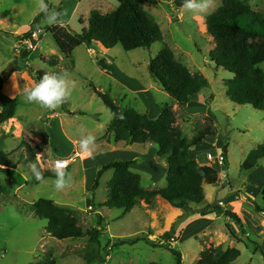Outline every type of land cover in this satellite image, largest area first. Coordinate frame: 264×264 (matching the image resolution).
Wrapping results in <instances>:
<instances>
[{"label":"rangeland","instance_id":"374dc122","mask_svg":"<svg viewBox=\"0 0 264 264\" xmlns=\"http://www.w3.org/2000/svg\"><path fill=\"white\" fill-rule=\"evenodd\" d=\"M60 1L46 0L49 11L33 29L34 32L41 31L38 40H33L37 42V47L30 41L25 48L29 52L26 62L30 69V80L37 83L31 72L64 74L68 80V99L56 109H45L26 100L27 91L35 83L20 78L19 73L23 71L25 62L15 59L19 55V44L10 35H22L29 30L32 20L42 11L40 0H0V72L5 76L13 71L17 73V94L12 98L17 103L13 118L15 126L10 122L0 125L1 135L8 136L3 146L7 150H16L21 143H25L38 159L33 163L26 155V168L32 175L28 182L23 177L24 162L20 163L13 175L7 176L0 170V186L9 192L0 197V264H36L49 255L55 259V264H85L81 257L87 238L58 241L46 234L45 220L33 217L30 203L41 199L70 208L83 231L97 228L99 217L102 218L99 227L100 255L108 256L104 263L94 264H175L169 249L181 253L183 264H196L201 251L219 245L224 249L234 247L240 251L239 258L233 264H264L261 253L253 251L257 244L264 255V215L255 213L247 201L250 198L262 204L259 192L264 185V158L258 161L255 168L249 171L243 169L248 153L263 143L264 112L250 105L238 106L229 101L225 95L224 82L232 76L216 68L208 58L214 43L206 33L205 18L220 6L221 1L206 0L207 8L200 11L185 9L184 0H137L159 26L162 42L153 44L148 50L129 52L119 45L111 50H104L99 45H83L76 48L70 58L62 56L49 33L53 24L48 22V17L54 16L57 9L61 8L59 18L64 26L79 33L82 27H87L89 10H99L106 14L117 8L118 3L115 0H88L81 4L77 13H73L68 3L60 4ZM242 2L264 17V0ZM78 19L82 21L81 26ZM163 45L170 48L175 59L191 74L202 75L208 82L207 88L190 98V104L179 107L151 78L150 62ZM99 59H104L112 67V72L107 73L101 69L97 64ZM50 61H56L57 65L51 67ZM259 68L264 71V64ZM95 90L108 96L119 108L134 109L146 113L150 118L157 116V107L170 106L176 113V126L187 138L205 123L202 117L212 120L216 136L206 139L203 144L190 150L189 154L200 165L216 169L219 180L213 186H203L205 201L199 205H189L193 214L183 219V210L172 208L160 198L152 201L148 212L144 208L146 204L139 202L124 216H121L119 210L101 207L107 198L106 184L113 175L112 171L103 173L97 188L91 189L97 170L108 159L104 156L90 158L83 166L79 157V154L83 156L86 153L81 148V141L88 136L94 137L89 150L91 155L100 156V150L104 152L103 144L107 143L105 135L112 114L97 97ZM11 91L15 92V89ZM200 94L212 96L213 99H206L203 104L201 99L197 100ZM184 107L190 108L192 112L196 108L197 112L187 114ZM54 115L61 119L68 138L79 145L78 150L66 152L69 146L65 137H61L57 122L51 123ZM48 118L50 123L46 120ZM48 129L50 140L47 145H41L37 139L33 143L31 136H24L32 131L48 133ZM117 146L126 154L131 153L126 157L138 160V165L131 169L142 177L144 190L165 187V164L158 158L155 146L146 144L130 148L117 144L114 148ZM62 152H65V156ZM2 153L0 149V157ZM220 154L226 156V165L219 166L216 160L209 162L206 158L208 155L217 158ZM56 159L70 161V166L64 170L67 186L62 190L55 188L57 171L53 169V161ZM33 165L41 173L39 180L33 173ZM44 175L48 177L42 178ZM225 210L248 221L243 225L245 236H241L240 227L236 223L223 215ZM207 212L211 214L202 216ZM226 225L230 231L233 230L232 233L239 241L227 235ZM170 230L174 231L170 237L174 236L176 241L169 243L166 242L169 238L160 239L161 232ZM149 232L154 236L153 241L163 243L161 245L164 247L152 248L143 242L133 246L114 245L119 239L144 237Z\"/></svg>","mask_w":264,"mask_h":264},{"label":"trees","instance_id":"16d2710c","mask_svg":"<svg viewBox=\"0 0 264 264\" xmlns=\"http://www.w3.org/2000/svg\"><path fill=\"white\" fill-rule=\"evenodd\" d=\"M65 1L61 0L60 4ZM115 1L118 3L117 8L106 14L99 10H90L87 27H82L79 33H74L68 26H64L59 18L61 8L57 9L55 14L57 23L50 27L49 33L64 58H70L72 52L83 45H99L104 50H111L119 45L124 51L129 52L136 49L148 50L153 44L162 42L159 26L137 0ZM220 1V6L205 18L206 33L214 43L208 58L216 68H221L232 76L224 82L225 95L229 101L238 106L250 105L255 110L264 112V71L259 68L261 64H264V17L252 11L242 0ZM44 3L49 11L46 0ZM45 13L44 11L39 12L31 22L29 30L16 38L21 48L16 60L25 62L22 67L25 71L30 70L26 62L29 52L25 50L23 42L30 37L39 19ZM78 24L82 25L81 19H78ZM49 64L55 67L57 62L50 61ZM97 64L107 73L112 72V67L105 63L104 59L97 60ZM149 68L151 78L179 107L189 103L191 97L208 87V82L202 75L191 74L175 59L173 52L165 45L151 60ZM31 74L36 82L44 76L40 72H31ZM3 83L0 75V125L11 122L17 109L16 100L1 93ZM95 94L112 114V120L105 135L106 142L109 144L124 143L127 146L145 144L155 146L158 158L164 161L166 170L165 187L145 191L142 187V177L131 169L138 165V160L106 163L97 170V177L91 189L97 188L98 180L103 173L112 171L113 175L106 184L107 198L101 207L119 210L121 216H124L139 202L150 206L155 198H160L178 210H183L189 205L202 204L205 201L203 186L217 184L218 173L210 166H201L197 161L190 160L189 152L203 144L206 139L216 136L212 120L206 116L202 117L205 123L198 127L190 138H187L176 126V113L168 105L157 107L159 115L156 118H150L146 113H139L134 109L119 108L108 96L96 90ZM183 115L188 116L185 113ZM32 135L40 141L41 145H47L49 142L46 133L34 132ZM28 153L30 158H34L35 154L30 147H28ZM262 158H264V140L262 144L248 153L243 163L244 171L255 168ZM224 161L226 165L225 155ZM1 170L7 176L11 175L7 169ZM8 194V190L0 186V197ZM259 194L261 205L249 198L247 201L251 203L255 213L264 215V185ZM30 210L34 218L47 222L45 231L51 238L58 241L87 238L88 242L81 257L85 264L105 262L108 255L104 257L100 255L101 217H99L97 228L83 231L78 226L74 212L68 207L41 199L31 204ZM208 214L211 212L202 216ZM223 215L229 221L236 223L240 227L241 236H245L243 225L248 221L229 210H225ZM226 229L228 236L239 241L228 225ZM173 232L170 230L163 233L160 239L171 238ZM148 236L119 239L114 245L133 246L138 242H143L152 248L164 247L149 239ZM172 238L176 241L174 236ZM255 246L253 251H259L264 257L258 245L255 244ZM169 250L175 258V264H183L181 253L174 249ZM239 256L238 249L234 247L224 249L219 245L201 251L196 264H233ZM36 264H55V259L49 255L48 258Z\"/></svg>","mask_w":264,"mask_h":264},{"label":"crops","instance_id":"0c3cea01","mask_svg":"<svg viewBox=\"0 0 264 264\" xmlns=\"http://www.w3.org/2000/svg\"><path fill=\"white\" fill-rule=\"evenodd\" d=\"M84 1H88V0H66L65 1V3H68L71 7H72V12L74 13H77V11L80 9V6H81V4L84 2ZM82 7H83V5H82ZM88 8L90 7V6H87ZM88 12H90V10L88 11ZM72 18V17H71ZM71 18H69V19H71ZM73 18H75V17H73ZM33 21V20H32ZM68 22V21H67ZM70 24H71V22H70ZM81 31V30H80ZM26 33V32H25ZM24 34V33H23ZM12 37H15V38H17L18 36H20L21 34H17V33H14V34H10ZM18 41V40H17ZM32 41V40H31ZM32 43L37 47V42L35 43L34 41H32ZM18 44H19V51L21 50V48H20V42L18 41ZM23 45L25 46V47H28V45L26 44L25 45V43L23 42ZM33 45V46H34ZM17 51V50H16ZM19 51H18V53H19ZM17 52H16V54H18ZM17 56V55H16ZM18 57V56H17ZM16 59V58H15ZM23 70V69H22ZM18 71L20 72V70L18 69ZM5 72V71H4ZM17 73L15 72V71H13V73H11L10 75H7V76H5V74H3L2 72H0V75H1V77L3 78V81H4V83H3V88H2V91H1V93L3 94V95H5L6 97H8V98H10V99H12V98H14L15 96H16V94H17V87H16V75ZM20 74V78L21 79H23V80H25V79H27V81H31L32 83H35L34 81H32V80H30V78H28L29 76H28V74H29V71H25V70H23L22 72H20L19 73ZM11 89H15V92H12L11 91ZM201 93V92H200ZM194 97V96H193ZM198 99V101L201 99L202 100V103L204 104V102L206 101V99H210V100H212L213 98H212V96H208L207 97V95H198V97H197ZM197 101V102H198ZM187 104H190V101H189V103H187ZM184 110L186 111V113L187 114H190V113H195V112H197V110H196V108H195V112H192L191 111V109L190 108H187V107H184ZM0 111H1V107H0ZM159 115V112L157 111V116ZM156 116V117H157ZM156 117H152V118H156ZM47 120V122L48 123H50V118H48V119H46ZM52 120L53 121H51V123H53V124H55L56 122H57V126H58V129H59V133H60V135H61V137L63 136V137H65V139H66V142L68 143V149L66 150V152L67 153H69V151H70V153L71 152H73V151H76V150H78V147H79V145L75 142L74 143V141H72V140H70L69 138H68V136H67V132L66 131H64L63 130V123L61 122V119L59 118V117H56L55 115H54V117L52 118ZM11 124H12V126H15L14 125V121L12 120L11 122H10ZM50 125V127L52 126L51 124H49ZM34 132H38V131H32V132H29V133H26L24 136H31L32 137V139H33V143L35 142V140H36V138L34 139V137H33V135H32V133H34ZM47 135H48V137L50 136V133H49V129H48V133H46ZM7 135H1V133H0V149H2L3 150V153H2V156L0 157V159L2 160V162L0 163V170L1 169H7L8 171H10V174L11 175H13V174H15V171H17L18 170V167L20 166V163H22V162H24V164H22L23 166H24V170H23V175L25 174V176H23L24 177V179L28 182V180H29V176L31 177L32 175H31V172L29 173L28 171H27V168H26V155H28V157L30 158V155H29V153H28V146L27 145H25V143L23 144V143H21V145L18 147V149H16V150H13V149H11V150H7L6 149V147L5 146H3V144L5 143V141H7ZM49 140H50V137H49ZM76 141V140H75ZM117 144H123L124 146H127L126 144H124V143H114V144H109V143H104L103 144V146H104V148H103V153L101 152V150H100V156H95V155H91L90 153L91 152H89V151H86V153L82 156V155H80L79 154V157H80V161H81V163H82V165L84 166V162L86 161V160H88V159H90V158H92V159H95V158H100V157H102V156H104V157H106V159H108V160H106V161H104V162H102V164H101V166L102 165H104V164H106V163H109V162H114V161H126L125 159H129V158H131V157H126L125 155H127V154H130L131 155V153H128L127 152V154H126V152L124 151V150H121V148H118V146L116 147V149L114 148V146H116ZM146 145V144H145ZM133 146H136V145H132V146H128V147H133ZM138 146H142V145H138ZM17 151H19V153L17 152ZM82 151V150H81ZM84 151V150H83ZM54 152V151H53ZM125 152V153H124ZM153 152H154V149H153ZM66 153V154H67ZM88 153V154H87ZM99 153V152H98ZM62 154L65 156V152H62ZM154 154V153H153ZM31 160H32V162L34 163H36V161L38 160V159H36V156H34V158H30ZM76 159H78V157L76 158ZM189 159L190 160H195L194 159V157H193V155H191V154H189ZM129 161H131V159H129ZM201 166H204V164H201ZM32 171V170H31ZM22 174V173H21ZM43 177V176H42ZM43 178H45V177H43ZM24 181V180H23ZM38 182V181H37ZM145 191H148V190H145ZM261 191V190H260ZM250 199V198H249ZM251 200H253V199H251ZM34 203V202H33ZM33 203H30V205L31 204H33ZM250 205V204H249ZM251 206V205H250ZM145 209H146V211H147V209L149 208V206H146V207H144ZM252 208H253V206H252ZM134 209V208H133ZM132 209V210H133ZM131 210V211H132ZM148 212V211H147ZM233 231V230H232ZM231 231V232H232ZM165 232V231H164ZM163 234V232H161L160 233V235H162ZM149 236V239H151V240H154V236H152L151 234H150V232H149V234H148ZM159 235V234H158Z\"/></svg>","mask_w":264,"mask_h":264},{"label":"clouds","instance_id":"9594fccd","mask_svg":"<svg viewBox=\"0 0 264 264\" xmlns=\"http://www.w3.org/2000/svg\"><path fill=\"white\" fill-rule=\"evenodd\" d=\"M39 7L42 11L47 12L48 7L40 0ZM183 7L187 10L203 11L207 8L206 0H184ZM50 24H56L57 20L54 16L48 17ZM69 84L64 74H45L35 85L26 93V100L29 103H36L45 109H56L63 104L69 97ZM94 143V137L88 136L81 141V148L89 151ZM59 169V164L57 165ZM33 173L36 178L41 179V173L33 165ZM57 179L55 181V188L62 190L67 186L65 179V172L58 170L56 172Z\"/></svg>","mask_w":264,"mask_h":264},{"label":"built area","instance_id":"2783aa9c","mask_svg":"<svg viewBox=\"0 0 264 264\" xmlns=\"http://www.w3.org/2000/svg\"><path fill=\"white\" fill-rule=\"evenodd\" d=\"M38 29V28H37ZM41 34V31L40 30H37L36 32H34V31H32L31 32V35H30V37L27 39V40H25L24 41V43H25V45L27 44V42H30L31 40L33 41H36V40H38V35H40ZM207 160L209 161V162H212V161H214V160H216V163H217V165H219V166H222V165H224V155L223 154H220L217 158H213L211 155H208L207 157ZM59 164V169L57 168V165ZM70 166V161L69 160H67V159H61V160H58V159H56V160H54L53 161V169L54 170H56V171H58V170H62V171H64V170H66L68 167ZM221 204V203H220ZM89 209H91V208H89ZM175 240H174V238H169L168 240H166V242H174ZM161 244H163V243H161Z\"/></svg>","mask_w":264,"mask_h":264},{"label":"water","instance_id":"95a60500","mask_svg":"<svg viewBox=\"0 0 264 264\" xmlns=\"http://www.w3.org/2000/svg\"><path fill=\"white\" fill-rule=\"evenodd\" d=\"M149 70H150V68H149ZM224 153H226V149H224ZM183 211H184V218L183 219H185L189 214H193L194 213V211L190 210L189 207H185L183 209Z\"/></svg>","mask_w":264,"mask_h":264}]
</instances>
